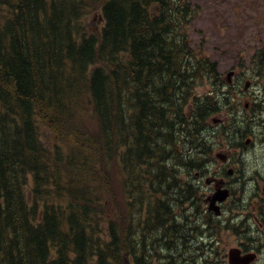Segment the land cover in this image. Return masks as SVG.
Segmentation results:
<instances>
[{"label": "trees", "instance_id": "obj_1", "mask_svg": "<svg viewBox=\"0 0 264 264\" xmlns=\"http://www.w3.org/2000/svg\"><path fill=\"white\" fill-rule=\"evenodd\" d=\"M192 13L0 0V264H153L162 235L165 264H214L202 232L180 249L195 224L172 213L198 205L190 175L246 130L234 87L191 44Z\"/></svg>", "mask_w": 264, "mask_h": 264}, {"label": "rangeland", "instance_id": "obj_2", "mask_svg": "<svg viewBox=\"0 0 264 264\" xmlns=\"http://www.w3.org/2000/svg\"><path fill=\"white\" fill-rule=\"evenodd\" d=\"M185 1L190 2L193 10L194 20L189 27V32L191 44L196 52L206 53L218 63L219 73L226 83H228V71L232 69L237 71V74L233 77L235 90L233 102L236 103V109L232 117H238L239 120L243 118L242 120H244L243 130H246V132H244V136H239L238 140L244 141L246 137L252 136L253 141L247 145L248 149H245L241 159H239L240 156H235L232 166L237 170L239 168H244L246 171L251 170L256 164H264V145L261 140L264 121V77L258 76L254 72L252 60L255 49L264 44V0ZM250 80H252L251 85L246 91L245 84ZM205 88L200 87L198 92H203ZM247 102H250L251 108L245 106ZM256 103H259V106H256ZM43 130V138L52 142L47 129L44 128ZM228 150L229 148L222 147L219 152L229 153ZM236 151L237 149L232 148V153ZM220 161L218 160L215 165L222 163ZM234 190L236 194L233 199H238L234 206L235 211H242L245 215L257 211L254 206L258 197L252 193V186L240 184ZM242 190H245V192ZM254 191L259 192L257 189H254ZM258 219L248 218L245 221L244 228L245 234L250 239L253 238V242L256 244L264 240V220ZM192 220H194L193 217ZM228 222L230 224H227ZM231 222L233 221H224L221 224L224 228L222 227L218 233L219 242H215V248L219 249L220 253H226L224 260L220 261L222 264H229V249L239 247L245 239L242 226H239L238 233L232 228H227V226H231ZM194 224L198 225V223ZM237 224L240 225L238 222ZM200 227L202 229L199 232L195 230L198 233H191L193 234L192 240L198 238L200 232H204L205 226L201 225ZM164 258V263H168V256ZM173 258L175 260L178 257L174 255ZM179 259L181 260V258ZM259 262V264H264V257L260 258ZM181 264H192V262L191 259L188 261L182 260Z\"/></svg>", "mask_w": 264, "mask_h": 264}, {"label": "flooded vegetation", "instance_id": "obj_3", "mask_svg": "<svg viewBox=\"0 0 264 264\" xmlns=\"http://www.w3.org/2000/svg\"><path fill=\"white\" fill-rule=\"evenodd\" d=\"M252 60L254 72L258 76L264 77V44L263 46L255 49ZM261 134V140L264 145V121ZM235 149H237V151L235 153H229L227 161L225 163H220L219 165H211L204 170L195 171L194 174L190 175V177H193V181H196V185L199 191L198 193L201 194L197 198L198 205L196 206V202L195 204H189L187 208L189 209V211H182V209L175 210L172 213V216H174V218L181 223V226L186 224L185 218L192 219L193 217L194 223H198V225H195V230H198V232L200 229H202L200 227L201 225L205 226V229H203L204 232L201 233V237H203L202 242L207 247H209L211 251H213V254L215 256L213 261L215 262V264H222L220 263V261L224 260L226 253H220L219 249L215 248V242H219V239L215 234L211 233V230H215L212 224H217L218 226L220 225V227H224L223 225H221L224 223V221H233L231 222V226H227V228H232L236 232L238 229H240L239 226L243 227L242 233L245 235V239L243 242H241L239 247L243 252H256L257 258L250 264H259L260 258L264 257V240L263 242H259V244H256L255 242H253V238L250 239V237L245 234L244 228L245 221L250 217L257 218V220H259L258 218L264 220V164H256L254 165V168L247 171L244 168H239L237 170L232 166V163L235 160V156H240L239 159H241L243 157V154L245 153V149H248V147L247 145H244L243 147H237ZM240 184H248L249 186H252V193L256 194V196L258 197V200H255V202L257 203L254 206L255 210L257 211L246 213V215L242 211H235L234 206L236 205V201L238 199H233V196L236 194L234 188L238 187ZM260 188L261 190L259 191ZM254 189H257L259 192H255ZM222 190L227 191L228 197L226 196L227 198L225 199L215 198L216 201L209 205V201H207V198L209 197L211 199L216 192V195H219L221 192H223ZM242 191L245 192V190ZM192 208H194V210H191ZM155 222L156 225H159L161 223V221H158L157 219ZM237 222L240 223V225H238ZM227 224H230V222H228ZM177 230L181 229L174 228V232ZM236 233H238V231ZM135 234L137 235V237H135V241L138 242L139 240H141V236L139 235L138 230H136ZM192 238L193 234L191 233H189L188 236H186L184 233H179L178 245L180 249L185 248V241H187L188 243H194L197 239L196 238L192 240ZM160 242L161 245L159 248H161L162 254L156 256V258L153 259V264H165L164 257L167 256L165 252L173 247L172 240L171 242L167 240L165 235H162L160 237Z\"/></svg>", "mask_w": 264, "mask_h": 264}, {"label": "water", "instance_id": "obj_4", "mask_svg": "<svg viewBox=\"0 0 264 264\" xmlns=\"http://www.w3.org/2000/svg\"><path fill=\"white\" fill-rule=\"evenodd\" d=\"M233 71H229L228 72V81L231 83V78L233 75ZM249 87V83L246 84V89ZM215 122L218 121V119L214 120ZM250 142V139L246 140V143L248 144ZM217 156L219 158H221L222 160H227V154L223 153V152H219L217 153ZM227 196V191H223L221 192L219 195H215L213 198V202L215 201V198H223L225 199ZM229 258H230V262L232 264H248L250 263L252 260L255 259V254L254 253H247V254H242L241 251L238 248H232L230 250L229 253Z\"/></svg>", "mask_w": 264, "mask_h": 264}, {"label": "bare ground", "instance_id": "obj_5", "mask_svg": "<svg viewBox=\"0 0 264 264\" xmlns=\"http://www.w3.org/2000/svg\"><path fill=\"white\" fill-rule=\"evenodd\" d=\"M37 19V18H36ZM41 20V19H40ZM204 133V132H203ZM231 136V135H230ZM190 172V171H189ZM179 193V192H178ZM192 196V195H191ZM185 201V200H184ZM186 202V201H185ZM172 205V204H171ZM176 210V209H175ZM161 211V210H160ZM199 216V215H198ZM202 218V217H201ZM183 220V219H182ZM218 223V222H217ZM166 224V223H165ZM181 228V227H180ZM204 231V230H203Z\"/></svg>", "mask_w": 264, "mask_h": 264}]
</instances>
